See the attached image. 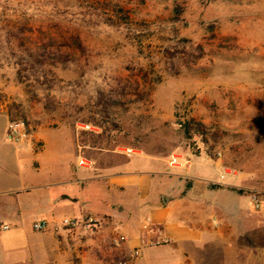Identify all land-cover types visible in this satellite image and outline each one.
I'll return each mask as SVG.
<instances>
[{
    "label": "rangeland",
    "instance_id": "374dc122",
    "mask_svg": "<svg viewBox=\"0 0 264 264\" xmlns=\"http://www.w3.org/2000/svg\"><path fill=\"white\" fill-rule=\"evenodd\" d=\"M23 48L57 60L18 77ZM0 113L48 143L25 166L55 169L59 148L81 170L78 156L111 149L191 158L212 180L239 177L226 188L249 210L258 200L264 229V0H0ZM190 119L199 130L186 134ZM258 231L188 245L191 263L264 264Z\"/></svg>",
    "mask_w": 264,
    "mask_h": 264
},
{
    "label": "crops",
    "instance_id": "0c3cea01",
    "mask_svg": "<svg viewBox=\"0 0 264 264\" xmlns=\"http://www.w3.org/2000/svg\"><path fill=\"white\" fill-rule=\"evenodd\" d=\"M9 122L0 113V223L9 226L0 231V264H192L188 245L215 250L219 244H240L247 229L254 238L258 230L264 234L256 228L253 206L249 210L242 195L226 188H238L239 177L223 184L221 172L215 181L207 171L189 168L196 163L191 158L170 163L165 156L116 149L93 153L85 164L78 156L76 165L83 170L64 157V148L57 149L55 169H42L38 161L28 167L27 155H44L48 143L36 149V140L43 141L37 132L8 141ZM96 187L103 199L82 196ZM65 218L81 223L62 228ZM87 218L95 222L84 225ZM37 220L50 228L34 231ZM257 254L264 258V251Z\"/></svg>",
    "mask_w": 264,
    "mask_h": 264
},
{
    "label": "built area",
    "instance_id": "2783aa9c",
    "mask_svg": "<svg viewBox=\"0 0 264 264\" xmlns=\"http://www.w3.org/2000/svg\"><path fill=\"white\" fill-rule=\"evenodd\" d=\"M25 136H26V133L24 132V130L22 129L20 125L15 124V123L9 124L7 132H6V138L8 141L18 142L22 137H25ZM173 162H175V160L172 158L170 163H173ZM79 164H82V161H80ZM252 201L254 202L253 203L254 208H257L258 203H259L258 200L255 197H253ZM94 222L95 220L91 218H87L86 220L83 221V224L88 226V225L93 224ZM80 223L81 222L78 219H68V218L66 219L65 218L60 221V226L62 228H74L78 226ZM8 228L9 226L7 224L0 223V231L7 230ZM49 228L50 226L48 222L45 220H37L32 223V229L34 231L43 232V231L48 230ZM163 242H165V240ZM118 243L119 242L117 240L113 241V244L116 246H118Z\"/></svg>",
    "mask_w": 264,
    "mask_h": 264
},
{
    "label": "trees",
    "instance_id": "16d2710c",
    "mask_svg": "<svg viewBox=\"0 0 264 264\" xmlns=\"http://www.w3.org/2000/svg\"><path fill=\"white\" fill-rule=\"evenodd\" d=\"M22 52L24 55V59L20 58L15 62L18 66V69L16 71L18 77H20L22 72H31L34 68H36V65L40 66L46 62L53 63V60H57L56 58H53L52 56H49V54L47 55L42 51H29L28 49L23 48ZM199 126L200 124L198 122L190 119V121L188 120L183 124L184 132L186 134H188L190 130H194L195 132H197L199 130Z\"/></svg>",
    "mask_w": 264,
    "mask_h": 264
}]
</instances>
